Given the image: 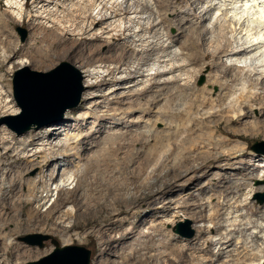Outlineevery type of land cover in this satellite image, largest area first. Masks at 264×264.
<instances>
[{
	"label": "bare ground",
	"instance_id": "bare-ground-1",
	"mask_svg": "<svg viewBox=\"0 0 264 264\" xmlns=\"http://www.w3.org/2000/svg\"><path fill=\"white\" fill-rule=\"evenodd\" d=\"M155 1L161 9L172 4ZM176 1L186 10L175 7V22L190 24L182 43L187 53H183L185 59L176 58L179 63L166 60L168 39L161 27L155 30L160 20L158 24L152 20L150 0H5L10 11L9 19H0V42L6 51L0 68L7 69L24 49L28 50L27 60L13 63V69L32 66L47 72L63 59L83 58L90 68L100 63L106 68L101 76L109 77L108 86L120 90L129 81L143 84L129 92L149 96L147 114L152 115L162 101L157 123L170 129L160 133L148 127L138 133L135 130L137 134L128 129L126 136L117 133L101 139L110 119L103 113L99 129L92 134L68 132L64 139L65 122L21 137L7 130L0 133V264H19L41 254L24 251L9 239L48 225L43 201L55 183L58 193L68 198L52 204L49 211H63L69 204L74 208L56 218L53 227L62 234L83 230L100 249L106 248L96 264H264V250L251 253L247 247L250 226L240 221L228 229L231 212L228 218L221 203L208 212L204 197L211 188H224L226 197L243 186L227 182L234 160L248 155L240 145L231 147L227 137L239 136L232 128H254L264 134V0H220L223 5L220 2L214 8L206 6L210 0ZM238 6L244 14L237 12ZM245 14L252 19L248 21ZM167 20L162 19L164 25ZM19 25L30 32L24 46L12 31ZM152 33L159 38L155 44ZM227 53L239 61L228 64ZM204 65L210 67L214 79L208 84L221 88L216 97L207 86H196V75ZM89 72L90 78L100 75ZM56 83L55 79L50 84ZM52 92L51 88L44 94ZM119 95L126 96V92ZM133 103L131 106L142 105ZM8 105L0 98V113L4 109L7 113ZM117 122L122 124L121 119ZM149 138L155 139L153 146L143 152L136 149L138 144L148 147ZM152 164L155 167L149 172ZM253 165L246 162L239 172L247 176ZM35 168L37 176L29 177ZM68 170L73 175L66 179ZM216 175L219 179L214 183ZM153 176L156 183L151 184ZM209 177L212 179L205 183ZM75 182L76 188L69 191V184ZM174 194L182 199L179 208L185 209L184 214L202 223L195 242L168 237L153 225L160 204ZM243 202L237 208L243 206L258 217L261 208ZM166 209L173 211L174 207L170 203ZM70 220L73 223L68 226ZM213 231L216 236L211 235ZM258 235L251 236L255 242ZM115 243L122 248L116 250Z\"/></svg>",
	"mask_w": 264,
	"mask_h": 264
},
{
	"label": "rangeland",
	"instance_id": "rangeland-1",
	"mask_svg": "<svg viewBox=\"0 0 264 264\" xmlns=\"http://www.w3.org/2000/svg\"><path fill=\"white\" fill-rule=\"evenodd\" d=\"M164 1L172 3L171 4L172 9L171 7L161 9L158 7L159 4L156 3L155 0H150L149 3L151 7L153 8V12H154L152 20H156V24L159 23L157 28L155 27V30L157 29L156 31H159V28L161 27L162 31L160 32H164L166 35L165 39H168V42H167V46H168L167 52L168 53L166 52L165 54H169L168 55L169 57H167L166 60L175 59L174 61L176 63H179L177 62L179 61L178 58L184 57L183 53H187V51L182 50V43L185 41V37L188 35V28L190 24L185 23V24L179 25L174 20L176 19V16H175L176 10L174 11L175 7H177L178 9H181L182 11L186 10L185 8L181 6L180 2H177L176 0H164ZM211 2H213V5H211ZM220 2H221L220 0H213V1L210 0L208 2V5L206 4V6H212V8H214L217 4V6L219 5L218 7H220L221 5H223L222 2L221 3ZM218 3H220L221 5ZM225 7L231 8L232 6H228V7L225 6ZM242 9L243 8H239L238 6L236 10H238L237 12L244 14L245 12ZM160 10H163V11L161 12ZM9 11L10 10L6 6L5 0H3V2L0 3V19L3 17L5 19H9L8 18ZM233 13L234 12L232 10V12L229 15H232ZM143 16L146 17L147 14ZM245 17H248L247 18L248 21L252 19V16L249 14H245ZM165 18L168 19L169 21L167 20V23H165L164 25V23L162 22V19L165 20ZM189 18L190 20L193 19V17H189ZM157 20H160L161 22L160 21L158 22ZM170 20H172L173 22H171ZM193 21L195 22L196 20L193 19ZM169 22H171V24ZM207 23L209 22L207 21ZM12 31H13V35L15 36V38L18 40L19 43H21L20 45L24 46L28 43L29 38H30V32L27 26H23V25L15 26L12 29ZM24 32L26 33L25 37H24ZM153 33H152L153 36L151 35L152 36L151 41H153L155 44V42L159 38L158 36H156L155 38ZM232 34H230V36L234 37L235 34H233L234 36H232ZM169 37L171 38L169 39ZM27 51H28L27 49H24L23 51H21L17 55V57L14 59V62H11L9 65H7V69L0 68V98H1V101L3 102V105L9 104L7 106L8 112L6 113L4 109L0 113V133H2L4 130H7L8 133H13L17 137H21V136H25L29 134L30 132L38 133L44 130H50L52 126L62 124L65 122L68 126H66V132L64 131V135L62 136L64 139L66 138V135L68 132L70 135H74L78 133H82L84 135L85 132H86L85 135L87 133L92 134L97 129H99L98 128V124L100 121L99 117L103 113L106 114V118H110V119L107 121L108 123H107L106 128H104L101 139H104L106 135H108V137L109 136L111 137L112 135L115 136L117 133H118L117 135H120L122 133V135L126 136L125 132H127L128 129H133V133H136V132L138 133L141 130H144L145 128L147 129L148 127H151L153 129V132L158 131L160 133H163V132L167 133V131H169L170 128H167L164 125L165 123L164 124L157 123V119H160L157 111H158V108L162 105L163 103L162 101H159L158 107L154 108V113L152 115H149L147 114V111H146V107H147L146 104H147V99H149V96L138 97V96H135L132 92H129L132 89L136 90L140 87L142 88L143 84L140 83L141 86H139L140 84H137V82L132 83L131 81H129L127 83H124L122 85L123 89H120V90H118L119 86H115V85L108 86L107 82L109 81V77L103 78L101 76L102 73H104L106 70L104 65L99 63L95 65L96 67L94 66L90 68V66L86 64L83 58H81L78 61H72V60H67V59L60 60L51 70L47 72L41 71L32 66L27 67L32 72L35 71V72L46 74L56 69L59 65H61L64 62L70 64L72 67L73 75L75 79L79 80L81 86L83 87L82 100L77 108L67 111L61 120L58 119L56 116H46V115L33 116L30 114L28 115L24 114V110L22 109V107L20 106V104L17 102L15 98L14 90H13V81H14L16 73L18 71H23L26 68L17 67L16 69H13L14 67L13 63H16V64L23 63V59L27 60ZM5 53L6 51L4 48V44L0 42V66L2 65V61L5 56ZM259 54L260 53H258V55ZM226 55L227 56L225 57L227 58H224V59H226L225 61H227L228 64L229 63L231 64L233 62L237 63L239 61L237 58H234L229 53H227ZM254 55L255 54H253L252 57H254ZM176 58H177V61H176ZM183 59H185V57ZM262 59L264 60V58ZM202 67L203 68L196 75V81H195L196 86L198 88L207 86L208 89L211 91L212 96L216 97L217 95L221 93V88L219 85H209L210 83L211 84L214 83L212 82L214 79L211 76L212 75L211 69L209 66H205V65ZM262 69L264 70L263 67L261 68V71H263ZM89 70L92 72H100V75H97L95 78H90ZM179 73L180 71L176 72L175 74H179ZM123 75L126 76V74H119V77ZM44 82L46 81L44 80ZM46 83L47 85L44 83L37 82L34 85V88H35L34 91H35L36 96H38V93L40 91L46 92L49 89H51L50 82L49 83L46 82ZM241 87L242 86H240V88ZM121 92H126V96H120L119 94ZM38 102H39V99L33 102H31L30 100V104H29L30 113L33 110V108L38 104ZM133 102H135L137 105L139 104H142V105L140 107L134 106V105L131 106L132 104H134ZM120 119L122 120V122H119V123H122V124H118L117 122V121H120ZM46 122H50V123L41 128H38L39 123H46ZM32 123H35L32 129L23 133V135L21 136L9 126L11 124L18 129H24L29 124H32ZM232 129L239 136L238 137H227V140L231 141L232 143L231 147L240 145L243 147V149H245L248 152V155L246 157H242V158H238L234 160L235 167L233 168V170L230 171L227 182L232 181L236 183H242L243 186L241 190L236 191L235 193H232L226 197L223 196L224 188L222 187L211 188V191H210L211 193L209 194V196L213 195L212 198L209 200V196L204 195L206 200H208L206 203L207 211L210 212L213 209L217 208L220 203L221 205L223 204V207H225L224 210L227 214L226 216L228 217V214L231 212L229 217L230 218L233 217L229 221V225L233 227L228 226V229L232 230L234 229V225H237L242 222H243V226H245L244 223L246 224V226L248 227L250 226L249 228L251 229L247 232L248 235L246 236V241L248 245L247 247L249 251H251V253L253 252L261 253L260 250L262 251L264 250V177H263L264 176V134L262 132L253 131L254 128L253 129L252 128H232ZM135 130L136 132H134ZM109 133H111V135ZM128 136L130 138L132 137L130 135H127V137ZM154 143H155V139L149 138L148 147L138 144L136 145V149L143 152L149 149L151 146H153ZM246 162L247 163L251 162L254 165L248 171L247 176H243V174L239 172L240 171L239 168L240 169L244 168V164ZM59 163L60 164L63 163L62 158L59 159ZM154 167H155L154 164H152L149 167V172H152V169ZM38 172H39L38 169L36 168L33 169L29 173V177H32V178L36 177ZM214 172L219 173L218 170H215ZM67 175L68 176L65 177L66 179L73 175V170L69 171ZM218 175H216V177L211 176L215 181L214 183H216V181L219 179ZM256 176H259V178H256ZM211 177L204 179V182L205 183L209 182V180L212 179ZM60 182L62 183V181ZM150 183L151 184L156 183L154 176L150 180ZM68 188H69V191L72 192L76 188V182L73 184H69ZM45 195H44L45 197L44 199L46 200L43 201L45 202V205L42 208V212L44 214L46 212L45 215H47L48 225L46 226L43 225L41 227H33L30 229H27L23 231L22 233H18L16 236L9 239V241L13 240L18 245H20L24 251L28 249V250H32V252L34 251L41 252V254L38 256L29 258V259H22L21 261H18L19 264H31L34 262H40L43 259L56 253L57 250H59L58 252L59 254L57 253L55 258H52V260L44 264H80V261H79L80 259L78 260L79 258L78 255H80V252L73 251V250H66L67 248L72 247V246H79V247H83L86 250H88L91 256L90 263L96 264V260L102 254H105L107 250L106 248L100 249L98 247L97 242L90 240V238L86 236L83 230H75V231L70 232L69 234H62L56 231L55 227H53L52 225V222H54V220L58 218L59 216L63 215L66 210H73L74 205L69 204L67 205L66 208H64L63 211L61 210L60 212H57V213H52L49 211V208L51 207L52 204H54L55 202H60L68 198V195L65 193L59 194L56 183L53 185V192H51L48 197H46ZM178 196L179 194H176V195L174 194L173 196L167 199L168 201L165 200L164 202H162L163 205L160 204V209H159L160 211L158 213V219L157 221L153 223V225L156 226L157 230L163 231L165 234H167V236L169 235L168 237H171L174 239H182L183 241H190V242L194 241L195 242L198 236V227L202 225V223H197L192 217L190 216L188 217L184 214L185 209L179 208L180 206L179 204H182L183 201L180 198V196L179 197ZM192 201L193 200H190L189 202L192 204L194 202ZM229 201L231 202L229 206H227L226 204ZM243 201L252 202V204L261 208V212L259 213L258 217H254L252 214H248V210L243 206H241L240 209L237 208L239 204L241 205L244 203ZM170 203L174 207L173 211H167L166 209ZM235 203H236V206H235ZM254 220L256 223L254 222ZM248 222L249 224L250 222H252V224L249 225ZM72 223L73 221L70 220L67 222V225L69 226ZM207 224L208 226L212 225L209 221H207ZM250 232L251 233L253 232V234L259 233L258 235L259 239H257L256 242L251 237L253 234H250ZM211 235L216 236L214 231L211 232ZM237 237L239 239L241 236L239 237L238 235ZM31 242H35V244L34 245L31 244ZM40 242L42 243V245H40ZM117 245L118 244L116 243L114 244L115 249L120 250L122 248V245L116 248ZM241 251H243V249H241ZM213 257L214 256H210V258H213ZM213 259H215V257Z\"/></svg>",
	"mask_w": 264,
	"mask_h": 264
},
{
	"label": "water",
	"instance_id": "water-1",
	"mask_svg": "<svg viewBox=\"0 0 264 264\" xmlns=\"http://www.w3.org/2000/svg\"><path fill=\"white\" fill-rule=\"evenodd\" d=\"M25 35L26 33L24 32V37ZM45 79H48L46 82L50 81V83L55 79L58 80V83L50 86V88H52L54 92L45 95L43 91H40L38 93V96H36L34 85L37 82L47 85V83L44 82ZM13 90L17 102L24 110V114H30L33 116H56L61 120L68 110L77 108L79 106L82 100L83 87L81 86L80 81L75 79L71 65L64 62L56 69L47 74L35 71L32 72L29 68H26L23 71H18L13 81ZM37 99H39V102L30 113V100L31 102H33ZM49 123L50 122L39 123L38 128H41ZM34 124L35 123L29 124L24 129H18L11 124L9 126L19 135H21L31 130ZM31 244L34 245L35 242H31ZM40 245H42L41 242ZM66 250L80 252V255H78L80 264H91L90 252L85 248L72 246L67 248ZM58 252L59 250H57L53 255L43 259L42 261L34 262L31 264H44L52 260V258H55Z\"/></svg>",
	"mask_w": 264,
	"mask_h": 264
}]
</instances>
